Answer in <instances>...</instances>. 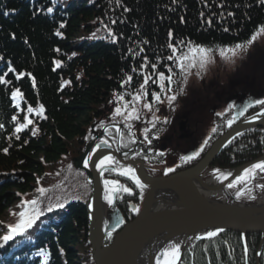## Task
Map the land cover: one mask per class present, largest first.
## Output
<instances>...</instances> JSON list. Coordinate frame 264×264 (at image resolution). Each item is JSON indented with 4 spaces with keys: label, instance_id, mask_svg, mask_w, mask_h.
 <instances>
[{
    "label": "trees",
    "instance_id": "1",
    "mask_svg": "<svg viewBox=\"0 0 264 264\" xmlns=\"http://www.w3.org/2000/svg\"><path fill=\"white\" fill-rule=\"evenodd\" d=\"M44 1L0 0V237L9 235L2 222L14 205L21 210L35 200L29 208L47 210L70 202L67 211L60 208L67 216L51 245L34 252L36 261L26 257L32 264L49 256L48 264H94L85 207L91 189L73 157L84 151L99 109L128 87L137 89L134 75L149 53L171 54L173 43L186 40L245 45L264 25V0H51L59 5L54 15ZM20 125L26 126L17 131ZM243 137L215 165L229 168L264 153L263 127ZM125 207L128 222L136 214ZM260 239L250 235L245 244L240 234L222 232L194 240L181 264H257Z\"/></svg>",
    "mask_w": 264,
    "mask_h": 264
},
{
    "label": "rangeland",
    "instance_id": "2",
    "mask_svg": "<svg viewBox=\"0 0 264 264\" xmlns=\"http://www.w3.org/2000/svg\"><path fill=\"white\" fill-rule=\"evenodd\" d=\"M245 46V50L240 51L234 57L231 53H227L226 56L221 55L222 49L226 50L232 47H204L211 49L209 62L206 66L200 67L199 56H197L195 67L190 66V59L183 60L185 65V70L183 71L179 66L181 58L184 56L191 57L193 53L190 52V49L195 47L187 40L181 41V43H173L170 46L172 49L171 54L165 55L161 53L155 56H152V53L147 54V58H144V61L148 63L147 66L138 70L134 75L140 78L135 92L139 94L140 99H135L137 94H134L132 89L130 97L122 94L118 98L116 96L112 97L99 109L103 113L92 122V125H94L93 132H100L114 123L118 125L121 133L122 124V135L124 138H115V140L122 143L125 138L134 137L132 131L137 128L135 137L138 139H140L139 137H144L149 142L150 146L148 148L151 149V146H153L152 151L148 150L154 156L152 160L148 159L149 154L147 152L143 156L140 153V157H144L147 160L146 170L151 175L163 176L166 175L168 168H173L174 171L167 173L171 175L197 165L213 148L217 139L224 135L225 132L232 130L250 118L259 117L261 113H264V105L255 103L256 100H264V33H261L255 42L250 45L246 43ZM170 48H168V51L171 50ZM173 48L176 49L175 52ZM143 53L146 55V51H143ZM161 73L166 78L171 76L172 82L169 83L167 79L161 81L159 79ZM145 77H148L146 84ZM162 84L163 87H161ZM157 95H159L160 101L155 99ZM173 95L176 96L174 101L169 99ZM249 104H251L250 107L248 106ZM145 105H151V109L149 110ZM117 108L120 109V113H117ZM133 109H135V113H133ZM233 119L234 123L230 127L229 125L226 126V121ZM257 127L264 128V125L259 123L242 130L232 138L230 146L235 140L242 142L244 139L243 134ZM128 128L131 132H129ZM212 129H215V131H212ZM136 134L138 135L136 136ZM159 136L160 139H158ZM91 138L87 137V143L90 142ZM162 146H164V149H162ZM201 148H203V151H200ZM227 148L225 147L208 168L201 173V181L208 182L215 176L230 173L231 175L222 181L223 183L219 189H211L213 190L211 193L214 195L213 199L233 203H255L259 201V204H263L264 172L257 169L255 170L254 178L238 183V178L243 176L244 172L239 175H232L231 171L260 159L264 156V153L240 165L229 168L218 167L215 162ZM198 151V156H194L190 160L183 159V157L192 156L193 153ZM230 184L234 186L229 187ZM204 195L211 196L209 193ZM131 198L133 199V197ZM137 199L140 200L141 196L137 195ZM134 202H137L138 206L136 208L139 209L140 205L142 206L143 199L141 202L136 200ZM132 204L135 207L133 201ZM107 206L108 202L106 201V208ZM9 211L4 214L5 218L9 217ZM203 232L199 236L203 235L205 237L208 232L215 231L205 229ZM233 233L240 234L245 244L248 236L259 235L256 233ZM199 236L193 238L190 244L194 240L207 239L198 238ZM259 236L261 242L257 264H260V253L264 249V240L261 235ZM187 246L189 247V244ZM185 251L183 252L184 256ZM184 256H182L181 263ZM75 262L77 263L78 261ZM86 264H89V262L86 261ZM163 264H168V261Z\"/></svg>",
    "mask_w": 264,
    "mask_h": 264
},
{
    "label": "water",
    "instance_id": "3",
    "mask_svg": "<svg viewBox=\"0 0 264 264\" xmlns=\"http://www.w3.org/2000/svg\"><path fill=\"white\" fill-rule=\"evenodd\" d=\"M259 123L264 125V119L250 118L237 125L228 135H223L225 137L223 144L217 141L205 157L190 169L167 177H156L148 174L141 166L138 170L139 177L142 182L150 186V189L140 213L133 221L124 225L123 213L118 209L117 215L121 216V221L119 220L116 225H110L102 230H97L99 227L97 222H99L101 210H103L104 191L100 172L95 166L102 155L108 152L115 155L116 153L112 150L100 149L93 156L91 168H89L85 164V159L91 149V145L88 146L84 154L75 158L74 162L78 168L87 172L92 183L93 193L87 208L90 214V241L96 264H135L143 249L149 244H154L161 233L169 231L178 230L188 234V241L181 249L180 258L176 264L181 262L184 249L189 242L205 229H212L215 232L229 230L242 234L256 233L261 235L264 240V204L240 205L217 201L209 196H204L205 193L213 195L211 194L213 190L208 188L206 182L201 181V173L225 148L226 141L232 139L242 130ZM261 161H264V156L233 169L232 175H239L245 169ZM132 163L135 164V162ZM141 163L143 164V162ZM163 194L174 195L175 197H172L171 201L175 202L176 206L179 205V208L154 207L156 202L166 203ZM116 229L119 232L114 241L106 245V238L111 234V231Z\"/></svg>",
    "mask_w": 264,
    "mask_h": 264
},
{
    "label": "snow or ice",
    "instance_id": "4",
    "mask_svg": "<svg viewBox=\"0 0 264 264\" xmlns=\"http://www.w3.org/2000/svg\"><path fill=\"white\" fill-rule=\"evenodd\" d=\"M49 12L52 11V9H48ZM115 21H113L114 23ZM210 23V21H209ZM261 33H264V26H261L259 28V30L251 37V39L247 42L248 45H250L251 43L255 42L257 37L261 34ZM245 45L244 44H236L234 47L232 48H228L226 50L222 49L221 50V55L222 56H226L227 53H231V55L234 57L236 55H238V53L242 50H245ZM173 51L175 52L176 49L173 48ZM190 52L193 53V55L191 57H188V56H184L181 58V62H180V68L181 70H185V65L183 63V60L185 59H190L191 60V67H195L196 64H197V56H199V65L201 68L205 67L206 64L209 62V55L211 53V49H208V48H204L203 46H195L194 48H191L190 49ZM169 59H171V57H169ZM59 63V62H57ZM153 67H155L153 65ZM14 71V70H13ZM159 79L161 81H164L165 79H167L169 81V83L172 82V77L171 76H168L167 78L165 77V75L163 73L160 74L159 76ZM128 80L130 81L131 80V77L128 78ZM147 80H148V77H145V84L147 83ZM0 82H3V81H0ZM161 87H163V84L161 85ZM16 95H21L19 93V90H17V93ZM136 100H139L140 99V96L139 94H137V96L135 97ZM155 99L157 101H160V97L159 95H157L155 97ZM170 100L174 101L176 99V96L173 95L171 97H169ZM256 104H261V105H264V100H256L255 101ZM249 107L251 106V104L248 105ZM145 107H148L149 110L151 109V105H145ZM28 111L29 113L33 112L34 110L29 107L28 108ZM117 113H120V109L117 108L116 109ZM43 112V106L41 105L40 106V109H39V113H42ZM133 113H135V109H133ZM261 114H264V113H261ZM218 115H220V113H218ZM138 118V117H137ZM28 123L31 124L32 121L31 120H28ZM234 123V119L233 120H230L228 121V125L229 127ZM26 125H20L19 128H17V131H20L23 127H25ZM3 125H0V128H2ZM212 131H215V129H212ZM106 143V141H105ZM205 143H207V141H205ZM5 151H7L5 149ZM200 151H203V148L200 149ZM125 155H127V153H125ZM199 155V151L198 152H195L193 153L192 156H187V157H183V159L185 160H190L192 159L194 156H198ZM89 159H91V157H89ZM113 163H118L114 160L113 157L111 156H108V157H105L103 160H101L99 162L98 165H96L97 167L99 168H103L105 167L106 165L108 164H113ZM260 170L261 172H264V161H261L257 164H254L252 165L251 168H248V169H245L244 170V175L239 177L237 182H246L248 179H252L254 178L255 176V170ZM174 171L173 168H168L166 170V174L169 173V172H172ZM219 171V170H217ZM119 175H122V176H126L128 177L129 179L133 180L135 182V184L141 189V199L143 198V188H144V184L141 183L139 177L136 175V171L134 168L132 167H125V168H122L119 173ZM224 179H227L229 175H231L230 173L228 174H222ZM105 185L106 187H108V191L109 193H113V192H116V191H123V192H126L128 193L129 195H132V189L131 188H128V187H125L121 184H119L118 181H105ZM234 185L230 184L229 187H233ZM39 191L43 192L44 189H39ZM239 195V193H238ZM108 203L109 204H113L114 203V200H113V197L112 195L110 194L108 197ZM25 204H32V205H35L37 203V201L33 200V201H25L24 202ZM58 207H63V205H58ZM52 209L49 208V211H51ZM134 211H139L138 208H133ZM38 218V216H29L27 212H21L20 213V220L17 224H15L14 226H10V234L9 235H6L3 237L4 241L7 242L9 240H11L13 238L14 235L16 234H19V233H22L24 232L27 228H30L34 223H35V220ZM222 231V230H220ZM218 235V231L217 232H208L206 234L205 237H202V238H207V239H211L215 236ZM3 245H0V247H2ZM245 250L247 251V248L245 246ZM180 246L179 245H175L173 248L171 249H164V251L161 253V256L162 257H170V259L168 260V264H176V261L179 260L180 258ZM158 261H159V258H158Z\"/></svg>",
    "mask_w": 264,
    "mask_h": 264
},
{
    "label": "bare ground",
    "instance_id": "5",
    "mask_svg": "<svg viewBox=\"0 0 264 264\" xmlns=\"http://www.w3.org/2000/svg\"><path fill=\"white\" fill-rule=\"evenodd\" d=\"M259 118L264 119V114H260ZM230 132H231V130L225 132L224 135H228V133H230ZM224 139H225V137L222 135L217 139V141L221 142V144H223ZM231 140L232 139H229L228 141H226L225 147H230ZM223 180H224L223 175L215 176V177L211 178L210 180H208V182H206V184H207L209 189H212V188L215 189V188L220 187V185L223 183L222 182ZM219 193H221V192H219ZM40 195H41V197L43 196L41 193H40ZM49 196L51 199H54L52 194L48 193L47 197H49ZM163 196L166 200V203H160L159 204L158 202H156L154 204V207H156V208H169V209H171V208L178 209L179 208V205L176 206L175 202L171 201L172 197H175L174 195H169V194L164 195L163 194ZM38 197H39V195H34L33 198L38 200ZM42 201L43 200H41L39 202H42ZM101 212H102L101 217L99 219V222H97L98 226H99L97 230L106 229L110 225L114 226V225H116V223L119 220L121 221V219H122V218H120L121 216H119V215L117 216V214L114 212H108L107 214H104L103 210H101ZM158 238L159 239L156 240L154 242V244H149L145 249L142 250V252L138 258V261H135V264H163L164 262L166 263V261H168L170 259V257H162L161 256V253L164 251V249H171L172 245H173V247L175 245H179L180 246V252H181V249L183 248V246L188 241V234H185V233L180 232L178 230L177 231H169V232L161 233V235ZM158 258H159V261H158ZM152 259H154V260H152Z\"/></svg>",
    "mask_w": 264,
    "mask_h": 264
},
{
    "label": "flooded vegetation",
    "instance_id": "6",
    "mask_svg": "<svg viewBox=\"0 0 264 264\" xmlns=\"http://www.w3.org/2000/svg\"><path fill=\"white\" fill-rule=\"evenodd\" d=\"M170 85V84H169ZM183 128H184V126H182ZM138 134H136V136H137ZM140 139H138V140H140V146L141 147H143L144 149H145V151L149 154V156H148V159L149 160H152L153 158H154V156L152 155V153L150 154L149 153V151L148 150H150V151H152V148H153V146H151V149L150 148H148L150 145H149V142L144 138V137H139ZM158 139H160V136H159V138ZM146 145H147V147H146ZM160 146H161V144H160ZM139 147V146H138ZM160 148V147H159ZM162 149H164V146H162Z\"/></svg>",
    "mask_w": 264,
    "mask_h": 264
}]
</instances>
